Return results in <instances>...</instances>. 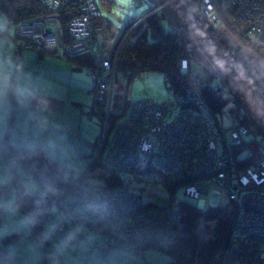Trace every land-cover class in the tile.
Wrapping results in <instances>:
<instances>
[{"label":"built area","instance_id":"1","mask_svg":"<svg viewBox=\"0 0 264 264\" xmlns=\"http://www.w3.org/2000/svg\"><path fill=\"white\" fill-rule=\"evenodd\" d=\"M39 1L46 8L57 4V0ZM196 1L202 15L209 19L222 41H233L230 32L236 31L264 45V0ZM92 6H96L92 0H82L80 14L70 21L74 42L69 38L62 40V35H59L56 38L60 42L57 39L55 51L50 52L58 55L63 49L67 55L95 52L92 51V41L97 32L86 30L88 19L85 16H96ZM158 6L149 13L160 9ZM219 15L226 23L229 22L230 28L222 23ZM46 19L50 18L16 27L15 33L20 39L21 30L28 31V36L22 35L28 43L21 41L15 54H22L28 46H45L37 40L39 36L35 26H45L49 22ZM53 28L56 30V27ZM51 31L47 28L43 37L52 38ZM97 53H100L99 50L94 53L95 66L89 68L88 73L92 79L94 98L98 102L104 100L103 95L106 97L107 89L120 75L115 71L116 55L97 58L100 56ZM233 55L237 56L235 52ZM178 66L183 72L192 69L187 58H182ZM189 76L186 77L188 86L182 87L179 92L166 82L173 96L168 105L174 107L170 112L148 99L128 101L123 97L122 107L120 105V110L116 112L120 116L117 121L115 119L110 124L105 116L102 117L101 138L90 166L98 162L106 168L120 171L140 163L144 169L163 172L173 183L177 182L176 187L183 189L186 198L196 200L199 208L230 206L237 219L231 222L222 264H264V155L259 150L249 154V147L246 146L240 155L234 159L231 157L234 150L250 141L246 137L256 136V133L241 121V116L234 115L230 110L231 124L223 127L202 92L225 95L227 88L213 84L204 75L195 77L190 73ZM112 89L108 91L109 99ZM256 95L264 103V85L256 88ZM107 106L108 115L109 103ZM102 149L103 153L99 156ZM245 150H248L247 154H244ZM72 153L85 156V152L76 147L72 148ZM251 154L259 156L254 158ZM58 170L57 176L68 172L65 167ZM29 171L42 184L47 179L43 167H32ZM145 178L152 179L148 175ZM84 179L81 175L53 185L56 188L54 193L47 191L46 197L40 199L47 204L43 213L59 205L66 210L67 221L71 224L85 223L128 242L155 249L164 250L174 245L182 228L181 211L174 201L165 205L147 204L125 185L99 186ZM23 199L33 222L28 202ZM65 224L56 225L53 231L61 232Z\"/></svg>","mask_w":264,"mask_h":264},{"label":"crops","instance_id":"2","mask_svg":"<svg viewBox=\"0 0 264 264\" xmlns=\"http://www.w3.org/2000/svg\"><path fill=\"white\" fill-rule=\"evenodd\" d=\"M0 25V30L6 29L8 33L7 18L0 20ZM0 49L4 50L0 53V60L7 64L6 69L0 66L7 93L0 106V115H4L0 120V141L8 146L5 148L0 143V264H57L60 261L55 252L57 245L66 249L68 244L69 250L74 242L85 241L88 236L94 238L93 244L99 255V261L93 264H166L169 258L155 248L138 247L85 223L71 224L67 221L66 210L59 205L42 216L41 211L36 210L33 221L37 227L34 228L23 197L42 199L46 195H40L30 181H26L24 171L30 174L29 169L10 153L39 147L55 163L68 169L67 173L71 172V167L86 170L88 158L85 163L76 159L78 155L72 153L74 147L70 149V145L74 137L82 135L78 128L83 118L93 124L90 120L94 115L91 112L93 103L88 107L82 100V95L91 96V81L87 68L34 47L25 48L18 61L11 59L10 55L16 50L13 38L0 36ZM10 83L13 84L14 100L9 93ZM55 86L58 88L54 96L51 92ZM13 104V120L7 127ZM69 104L76 106L78 112ZM70 124L76 126V132L70 130ZM101 132L99 127L94 142L89 137L77 140L82 146H91L92 149L101 138ZM83 151L85 156L77 158L92 157L94 154ZM68 153L72 156L69 161ZM79 160L81 163H78ZM9 203L14 204L15 211L9 210ZM61 223H66L63 230L55 233L53 227Z\"/></svg>","mask_w":264,"mask_h":264},{"label":"trees","instance_id":"3","mask_svg":"<svg viewBox=\"0 0 264 264\" xmlns=\"http://www.w3.org/2000/svg\"><path fill=\"white\" fill-rule=\"evenodd\" d=\"M92 1L96 5L95 1ZM101 1L105 7H110V0ZM81 4L82 0H62L60 6L55 10L61 27H65L66 29V26L70 20L80 14ZM155 6L156 4L152 3L138 18L143 17L145 13L149 12L151 8H154ZM0 12L7 18L8 28L12 27L14 31L16 27L22 23H31L35 20H40L43 16H45V14H48L46 6L39 0H0ZM134 21L128 23L125 26V29H128L132 24H134ZM165 21H167V19L162 12V9H157L139 21L130 32V38L128 37L124 41L118 56L116 57V69L120 73L122 72L127 76V78H125L126 83L133 70L138 71L141 69H153L163 72L165 75L164 79L168 77L170 86H174L175 90H179L182 87L188 86V83L185 81L186 72H183L178 68V62L181 58H187L192 69H194L193 65L195 63L197 66H199V73L201 75L206 76L213 84L224 85L223 81L212 69L204 55L200 51H192L189 44L184 43L181 32L178 29H174L168 23V21L167 25H164ZM123 34L124 32L122 33L121 37ZM0 36H10L14 39L15 33L13 35H8L7 30L3 29L0 30ZM132 37H134L133 40L131 39ZM237 41L240 46L238 49L241 50L240 57L242 58L241 59L239 57L237 59L239 60L240 64L243 65L244 68H242L244 73L246 74L249 83L255 90L257 87L264 85V74H262L261 71L256 68L258 66L257 62L260 59H264V46L255 43L241 33L237 35ZM98 42V38H94L92 41V51L97 52L99 50L100 52L97 53V55H100L97 58L102 56L103 58H109L110 56H113V51H111V49L103 52L104 50L101 49L102 45H100ZM98 45L100 46L98 47ZM242 49L243 51L245 50V53L242 51ZM61 51L62 52L59 55L57 54V56L66 58V60L73 65L87 68L88 75L89 68L95 66V52L80 55H67L64 53V49ZM243 61L244 63H242ZM245 66H247V68ZM90 80V89L93 94L91 77ZM167 89L170 94L168 85ZM9 93L11 95V99L14 100V89L12 83L9 85ZM202 93L208 106L210 107V110L215 116L217 113L222 112L224 107L230 106V111L234 115L241 116V121L248 125L251 130L254 132L256 131L254 127L248 122L246 116L229 93L225 95H216L213 92L207 91H203ZM115 96H117L116 99H119V101L121 97H124L127 100L125 93L121 95L116 91L113 97L115 98ZM141 99L151 100L155 103V105L164 107V109L169 112L174 108L168 107L169 103L173 101L172 96L171 98H168L167 101L162 103H158L151 98ZM104 106L105 105L102 103L98 104L99 110H103ZM120 108L121 107L116 106L115 104L111 105L109 112L110 119H115L116 116L117 121L116 112L118 109L120 110ZM96 109V107L94 109L92 106L91 112H99ZM89 114L91 115V113ZM13 116L14 104L8 114L7 127H10ZM97 116L101 132L102 118L100 115ZM255 133L256 136L251 135L253 137L250 140L251 142L257 141L254 137H257L259 134L257 132ZM1 142L5 148H8V146H6L3 141ZM97 144H94L95 146L93 150H95ZM102 153L103 149L100 151L99 156H101ZM12 154L19 158L21 163L25 164L28 169L32 167H43L48 176L47 180L44 181L43 184L53 185L63 183L61 177L56 175L60 172L58 168L63 167V165L55 163L49 157V155L39 147L24 149L21 151L14 150ZM97 163L98 162L95 164ZM54 172L55 175L53 174ZM160 175L162 177L166 174L160 172ZM100 176L103 178V183L95 185L112 187L123 185V181L119 175V172L117 171L107 168V172L101 174ZM166 185L168 186L170 193H174L177 189H180L181 191L183 190L178 186L176 187V185L170 181L169 177L168 180H166ZM34 200L35 199H29L28 205L35 215L36 210L41 211V209L44 208V203H35ZM178 208L180 209L182 215V228L175 240L174 245L171 248L164 250L156 248L169 258L166 264H222L224 257L223 255L227 247V236L231 229L230 225L232 221L237 219L233 210L225 206L198 208L196 205L191 203L190 199L186 197L185 200H181L178 203ZM43 214V211L40 212L41 216ZM134 244L138 247H148L143 244Z\"/></svg>","mask_w":264,"mask_h":264},{"label":"rangeland","instance_id":"4","mask_svg":"<svg viewBox=\"0 0 264 264\" xmlns=\"http://www.w3.org/2000/svg\"><path fill=\"white\" fill-rule=\"evenodd\" d=\"M94 1H95L96 5L98 6V7L92 6L93 9H95V11H96V16L90 17V14L85 15L88 19L87 23H86V30L97 32L95 34V36H96V38H98L99 44L102 45L101 49L104 50V51L103 50L102 51L105 52L106 50L111 49V51H113L112 52L113 56L116 55V57H117L118 53L120 51V48L122 47L124 41L128 37L130 38V32L132 31L133 27L139 21H141L143 18H145L148 14H150L149 12H147L143 15V17L138 18L153 3V0H110L111 1L110 7H105L102 4L101 0H94ZM61 2H62V0H57V2H55L57 4H55L54 7L52 5L51 7L47 8L48 14H45V16H43L40 19V21H41L44 18H47V17L50 18V19H46L49 22H47V24L45 26H40V25L35 26L37 36H39L38 37L39 39L37 38V40L38 41L40 40L41 44L45 45V46L40 47V48L36 47V45H35L34 46L35 49H38V50H40L42 52H46V53H52L50 51H55L53 49H54L55 42L58 39L56 37L59 35H62V37H61L62 40H64V39L67 40L66 39V37H67V38L71 39V41L74 42L73 35H72V27L70 28V22L67 24L66 29H65V27H61L59 18L57 17V13L55 11L56 8H58L60 6ZM194 2H197V1L194 0ZM158 7L162 8L163 5L159 4ZM51 8H55V9H51ZM152 9L153 8H151V10ZM219 16L221 19H223L222 15H219ZM203 17H205L209 21V19L206 16L203 15ZM3 19H6L5 15L0 12V20L3 21ZM133 21H134V24H132L128 29H125V26L128 23L133 22ZM222 21H223L222 23H224L227 28L231 27L228 24L229 22L226 23L224 21V19ZM35 22H38V20H35ZM22 24H24V23H22ZM22 24H21V26H22ZM164 25H167V21H165ZM53 27H56V30ZM47 28H50L53 31V32L51 31L53 39L52 38L46 39L43 37V33L45 32V30H47ZM173 28L176 29L175 27H173ZM59 31H60V33H59ZM27 32L28 31L22 32V30H21V39L19 37H17L16 35L14 36L15 38L13 39V41H15L16 46H18V44L21 45V41H22V43H25V44L28 43L27 39L22 38V35L28 36L26 34ZM123 32H124V34L121 37ZM8 33L10 35H13L14 29L12 27H9ZM230 34L233 36V41H230V42L225 41L224 42L220 38L219 39L228 48L230 47L229 50L231 52H233V53L235 52V54H237V56H234L232 53L234 58L240 64L239 60L237 59L240 57V54H241V50L238 49V47H240V46H239V43L237 41V35H239L240 33L233 31V32H230ZM8 37H10V36H8ZM131 39L133 40L134 37H132ZM58 41L60 42L59 39H58ZM257 44H259V43H257ZM259 45H262V44H259ZM262 46H264V45H262ZM29 47H31V46H28V48ZM15 51L16 50H14L13 55L12 56L10 55V57H11V59L18 61V59L21 58V56H18V55H21V52H20V54H19V52H16V54H15ZM196 51L201 52V50L199 48H197L194 52H196ZM242 51H243V49H242ZM3 52H4V50L0 49V53H3ZM243 52L245 53V50ZM180 60H179V62H180ZM2 61L0 62V66L6 69L7 64L5 62H2ZM115 62H117V59ZM179 62H178V65H179ZM242 63H244V61ZM257 65L258 66L256 68L258 70H260L262 74H264V59H260L257 62ZM193 66H194V69H190V72H186L185 77H188L190 73L192 75H195V77H198L199 75H201L199 73V71H200L199 66H197V64H195V63ZM241 67H243V65H241ZM245 67L247 68V66H245ZM116 68L117 67L115 65V71H117V73L120 75V77L115 78L112 85L109 86L110 89L113 88L112 93H111L112 95H114V93L117 91L121 95H123L125 93L128 101H134V100L141 99V98H151V99L157 101L158 103L165 102L168 100V98H171L172 95L169 94L168 89H167V84H166V82L169 84L168 77H166V79H164L165 75L163 72L158 71V70H153V69H141L138 71L133 70L130 78L128 79V81L126 83L125 78H127V76L122 72L120 73ZM188 79H190V76L188 77ZM165 80H166V82H165ZM89 81H91V80H89ZM185 81L188 83L187 79ZM108 85H109V83H108ZM90 86H91V84H90ZM172 87H173V89H175L174 86H172ZM57 88L58 87L55 86L51 92L54 96H55V90ZM110 89H107V94L105 93L106 97H104V95H103V97H102V99H104L103 101L97 102L96 99L94 98V94H92V92L90 94L91 96L82 95V97H83L82 100L84 101V104L86 106L90 107V105L93 103L94 109L96 106V108H97L96 110H98L99 112H94L93 114L95 116L92 115L90 117V120H92L93 124H91L87 118L82 119V122L78 128L82 135L81 136L77 135L76 137H74L72 139V144L70 145V149H71V147H76V148H79L81 150H85L88 153L89 152L95 153V150H93L94 148L91 149V146L90 147L89 146H82V143H79V140H77V139L89 137L91 139V142H94L93 139H95L96 134H98L99 127H100L98 124V116L97 115H100L101 118L103 116H105V118L108 120V122L110 124H112L113 120L116 119V116H115V119L114 118L110 119V113L107 115V113H108L107 107H109V106H107V104L109 103L110 108H111L112 104H115L116 106L120 107V105L122 104L123 98L121 97L120 101H119V99L118 100L116 99L117 96H115V98L111 96L109 99V92L108 91ZM179 90H175V91L179 92ZM253 90H254V88H253ZM254 92L256 94V89L254 90ZM6 96H7L6 82L2 81V77L0 75V106L3 103V98L5 99ZM50 96L53 98V96L51 94H50ZM47 98H49V97H47ZM42 99L46 100V98H42ZM101 103L103 105L106 104L104 110H99L98 104H101ZM69 105H70V108H72L76 112H78V108L76 106H73L71 104H69ZM121 107H122V105H121ZM83 109L87 110V107L83 106ZM229 110H230V106H227V107L223 108L222 112L216 114V117L219 120L220 124L225 128L230 126V124H231ZM87 111H89V109ZM118 111H119V109H118ZM1 116L4 117V115L3 114L0 115V120H1ZM118 117H120V116H117V118ZM111 121H112V123H111ZM104 125H105V123H104ZM68 127L73 132H76V126H72L70 124ZM85 128H87V129H85ZM255 132H257V131H255ZM252 138H253L252 136L246 137V140H251ZM254 138L257 141L254 142L252 140L253 142L248 141V143H246V145H243V146L240 145L239 148H237L236 150L233 151V154L231 157L234 159V157H237L238 155H240L241 152L243 151V149L246 148V146L249 147V154L259 150V151H261L262 155H264V139L260 138L259 135H257V137H254ZM98 141H100V138L94 144H97ZM0 143L2 144L1 141H0ZM95 149H96V147H95ZM247 153H248V150H245L244 154H247ZM93 155H92V157H93ZM251 156H252V154H251ZM258 156L253 155L252 157L257 158ZM77 157H79V156H77ZM77 157H75V158L81 159V161L83 163H85L87 161V158H88V161H87L88 164L86 167L87 169L85 170V169L80 168V167H71L70 173H67V172L63 173L62 176L64 177V179H67V180H69L70 178L76 179L79 176L83 175V178H85L84 179L85 182L93 183V184H102L103 178L100 175L106 173L107 168L101 163L93 164L92 166H90V164L92 163V157L91 156L90 157H80V158H77ZM249 158L251 159V157H249ZM69 159H72V156L70 155V153H68V159L67 160L69 161ZM81 161L79 160L78 163H81ZM118 172H119V175L123 181V185H125L131 191L137 193L143 203H147V204L153 203V204H157V205H165V204H169L172 201H174L176 204H178L181 200H185V197L182 195V191L180 189H177L174 193H170V191L168 190V186L166 185V180H168V176L163 175L161 177L160 173H158L156 170H153V169L145 170L143 168V166L140 165V163L135 165L133 168H131L129 170H120ZM26 173L27 172L24 171V178L26 179V181H30L33 188L35 190L37 189L40 192V195L44 196V195H47V191L48 192H54L56 190L55 186L43 185L38 180L34 179L33 176L31 174H29V172L27 174ZM53 174L55 175V172ZM147 175L151 176L152 179H150V180L146 179L145 176H147ZM172 183H173V181H172ZM174 184L176 185L177 182H175ZM190 201L192 204L197 206L198 202L196 200H190ZM225 207H227V206H225ZM228 208H231V207L228 206ZM41 210H43V208ZM32 224H33V222H32ZM36 227H37V223L34 222V228H36ZM104 232L109 233L107 231H104ZM54 235H57V234H54ZM54 235H53V237L55 238ZM88 237L89 238L85 241L74 242L72 244L71 249H69V250H67L68 244L65 245L66 249L61 245H57L55 248V252H56V255H58V258H60V261H58L59 263H57V264H93L94 261H99V255H98L97 251L95 250L96 245L93 244L94 238L90 237V236H88ZM117 238H119V237H117ZM119 239H121V238H119ZM122 240L126 241L124 239H122ZM129 243L131 244L132 242H129ZM132 244H134V243H132ZM248 246L251 248V245H248ZM225 253H226V249H225L224 255H225Z\"/></svg>","mask_w":264,"mask_h":264},{"label":"water","instance_id":"5","mask_svg":"<svg viewBox=\"0 0 264 264\" xmlns=\"http://www.w3.org/2000/svg\"><path fill=\"white\" fill-rule=\"evenodd\" d=\"M153 3L163 5L162 12L168 23L181 32L184 43L189 44L192 51L201 50L248 122L264 139V103L255 94L229 48L203 17L199 6L192 0H153Z\"/></svg>","mask_w":264,"mask_h":264},{"label":"clouds","instance_id":"6","mask_svg":"<svg viewBox=\"0 0 264 264\" xmlns=\"http://www.w3.org/2000/svg\"><path fill=\"white\" fill-rule=\"evenodd\" d=\"M156 7V6H155ZM160 9H162V8H160ZM25 24V23H24ZM0 27H2V25H0ZM232 53V52H231ZM224 86H225V84H224ZM226 87V86H225ZM227 88V87H226ZM227 91H228V89H227ZM228 93H229V91H228ZM230 94V93H229ZM118 172V171H117ZM31 174V173H30ZM59 177H62V176H59ZM61 180H62V182H64L66 179H63V177L61 178ZM59 184V183H58ZM43 185H46V184H43ZM53 185H55V184H53ZM26 200V202H28L29 203V199L27 198V199H25ZM37 201H39V200H37ZM198 207V206H197ZM8 208H9V210L10 211H15V206H14V204L13 203H9V205H8ZM199 208V207H198ZM32 212V217H33V220H34V213H33V211H31ZM34 222V221H33ZM33 226H34V224H33Z\"/></svg>","mask_w":264,"mask_h":264},{"label":"flooded vegetation","instance_id":"7","mask_svg":"<svg viewBox=\"0 0 264 264\" xmlns=\"http://www.w3.org/2000/svg\"><path fill=\"white\" fill-rule=\"evenodd\" d=\"M14 33H15V31H14ZM112 97H113V95H112ZM47 177H48V176H47ZM50 193H54V192H50ZM44 198H45V197H44ZM40 199H41V198H38V199H35L34 201H35V203H40V202H41V203H44V208H45V206H46L47 204H46L45 202H43V201H40ZM42 199H43V198H42ZM37 200H39V201H37ZM44 208H43V209H44ZM30 209H31V208H30ZM42 211L44 212V210H41V212H42Z\"/></svg>","mask_w":264,"mask_h":264},{"label":"bare ground","instance_id":"8","mask_svg":"<svg viewBox=\"0 0 264 264\" xmlns=\"http://www.w3.org/2000/svg\"><path fill=\"white\" fill-rule=\"evenodd\" d=\"M257 73V72H256ZM246 75V74H245Z\"/></svg>","mask_w":264,"mask_h":264}]
</instances>
